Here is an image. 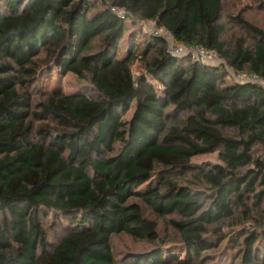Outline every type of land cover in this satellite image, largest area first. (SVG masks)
Masks as SVG:
<instances>
[{"label":"trees","instance_id":"16d2710c","mask_svg":"<svg viewBox=\"0 0 264 264\" xmlns=\"http://www.w3.org/2000/svg\"><path fill=\"white\" fill-rule=\"evenodd\" d=\"M222 13V0H0V264H122L113 235L158 239L145 208L184 256L160 246L123 264H198L207 251L206 264H264V86L229 72L264 83V30L238 16L251 40L227 43ZM127 20L226 66L171 55L151 34L118 58ZM55 69L82 86L35 100ZM212 152L219 163L191 161Z\"/></svg>","mask_w":264,"mask_h":264},{"label":"rangeland","instance_id":"374dc122","mask_svg":"<svg viewBox=\"0 0 264 264\" xmlns=\"http://www.w3.org/2000/svg\"><path fill=\"white\" fill-rule=\"evenodd\" d=\"M222 2L223 13L221 23L225 26V33L223 35V40L225 42H234L238 38H244L247 41L251 40L250 33L243 27V24L238 22V16L264 30V4L262 3V0H222ZM144 28L145 27L140 28L139 26L132 24L130 20L126 21L124 33L119 42L117 52L118 58H123L125 56L132 43L143 47L144 44L149 42L150 36ZM139 55L140 58H142V55ZM211 63L214 65H225V62L220 58L215 61H211ZM143 70L144 63L141 61H135L131 67V71L135 78L143 73ZM229 72L231 78L233 79L234 73L232 71ZM82 83L83 82L73 73H68L61 77L57 74L55 69L50 76L39 80L37 86H35L37 93L34 99H39L42 97L41 95L44 91L53 90L54 88L62 90L65 93H72L79 90V88L82 86ZM39 92H41V94H39ZM133 109L134 104H132L128 112L125 113V119L130 118ZM254 155L255 157L264 156L260 149H257ZM191 161L197 165L203 164L206 167L214 163H219L217 152L194 156ZM182 182L183 181H181V183ZM259 203L260 204L256 206V214L258 216H264V198H262ZM144 212L150 219L156 221L158 239L155 242H149L145 240L134 239L124 233L113 235L111 238V245L113 256L115 257L116 261L122 264L126 263L132 257L129 254L143 253L151 250L154 247L160 246L164 248L171 247V251H164L166 255L170 254V256L183 258L184 255L179 250H176V248L173 250V247H175L178 239L176 237V231L168 219L157 218L148 208H145ZM53 235H55V233L50 231L49 240H55ZM215 256L212 255V251H207L205 252V255L201 254V259L199 260L198 264H206L207 261L214 259Z\"/></svg>","mask_w":264,"mask_h":264},{"label":"built area","instance_id":"2783aa9c","mask_svg":"<svg viewBox=\"0 0 264 264\" xmlns=\"http://www.w3.org/2000/svg\"><path fill=\"white\" fill-rule=\"evenodd\" d=\"M114 10V9H113ZM119 14H123V11H118ZM139 24L145 27L148 34L154 36H160L165 40L167 50L171 55L174 56H189L191 58L200 61H215L218 56L212 50L206 49L202 46H185L176 43L171 33L158 28L152 21L144 22L139 21ZM233 79L237 82H253L264 86V83L254 74H249L244 71H237L233 74Z\"/></svg>","mask_w":264,"mask_h":264}]
</instances>
